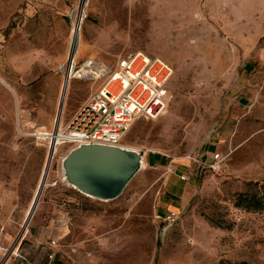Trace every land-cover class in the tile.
<instances>
[{"label":"rangeland","instance_id":"1","mask_svg":"<svg viewBox=\"0 0 264 264\" xmlns=\"http://www.w3.org/2000/svg\"><path fill=\"white\" fill-rule=\"evenodd\" d=\"M0 49V264L57 217L71 264H264V0H0ZM134 50L173 65L168 107L122 139L155 164L100 200L64 179L71 144L40 131L64 128L103 82L89 79L98 61ZM170 165L194 192L167 227Z\"/></svg>","mask_w":264,"mask_h":264},{"label":"built area","instance_id":"2","mask_svg":"<svg viewBox=\"0 0 264 264\" xmlns=\"http://www.w3.org/2000/svg\"><path fill=\"white\" fill-rule=\"evenodd\" d=\"M72 25H74L73 20ZM1 60L0 49V62ZM89 61L94 67L95 63ZM69 64L70 60L65 63L66 67ZM74 65L79 68L82 64L76 60ZM173 74L174 67L169 61L143 50L130 51L120 56L112 65L98 61L95 70L91 69L89 79L94 84L97 80H104L96 86L88 100L61 129L63 135L59 140L70 143L71 147L82 143L122 145L125 133L138 117L155 119L165 113L168 107V83ZM59 129V126L57 129L55 126L47 131L45 139H49L50 147L59 141L52 137L55 132L58 134ZM34 134L39 137L36 131ZM219 158L220 153H215L216 163ZM214 166L215 164H212V167ZM169 170L174 171L172 165L169 166ZM189 176L185 173L180 174L182 180H187ZM237 211L241 213L242 209ZM178 218L179 214L176 211L170 212L165 217L166 226L168 227ZM51 244L58 246L59 240L53 239ZM13 250L11 252L21 260L30 261L26 253L18 249L14 252ZM48 258L53 260L55 253H49Z\"/></svg>","mask_w":264,"mask_h":264},{"label":"water","instance_id":"3","mask_svg":"<svg viewBox=\"0 0 264 264\" xmlns=\"http://www.w3.org/2000/svg\"><path fill=\"white\" fill-rule=\"evenodd\" d=\"M144 165L145 155L135 148L98 143L72 147L62 159L63 176L69 184L105 201L118 198ZM43 186L44 183H40L37 201L26 222L36 208Z\"/></svg>","mask_w":264,"mask_h":264},{"label":"crops","instance_id":"4","mask_svg":"<svg viewBox=\"0 0 264 264\" xmlns=\"http://www.w3.org/2000/svg\"><path fill=\"white\" fill-rule=\"evenodd\" d=\"M27 97L28 95L25 96V98ZM71 118L72 116L65 122L64 126L68 124ZM43 121L42 125H44L47 129L49 125H51V122L53 123L51 119ZM54 127L55 125L53 124L52 129ZM62 145L63 143L60 146ZM145 161L149 164H155L153 163V155L151 154H149L147 158L145 157ZM176 171L177 170H174L167 176L164 187L162 188V194L159 196L158 207L159 211L164 214V221L166 215L170 212H178L183 209L194 192V181L192 179L182 181ZM191 174L193 175V173ZM190 177L191 175L189 178ZM66 232L67 222L60 217L52 218L48 222L35 223L30 228L26 241L22 246V252L24 251V253L29 256L30 261L26 262L16 259V261L12 263L9 262L8 264H71V261L64 255V250L61 245L59 244L58 246H53L51 244V240H60V237H63ZM14 251L15 250H13V252ZM51 252L55 253V258L53 260L48 258V254Z\"/></svg>","mask_w":264,"mask_h":264},{"label":"bare ground","instance_id":"5","mask_svg":"<svg viewBox=\"0 0 264 264\" xmlns=\"http://www.w3.org/2000/svg\"><path fill=\"white\" fill-rule=\"evenodd\" d=\"M95 65H97V63L95 64ZM7 84V83H6ZM10 88L13 90V88L10 86ZM37 126V125H36ZM60 129V131H58V134H57V132H55V134H53L52 136H54V135H56V136H58L59 137V139H61L62 138V135H63V132H61L62 130V126H60L59 127ZM38 129V128H37ZM40 133H41V135L42 136H45V137H47V135H46V133L47 132H45V131H40ZM64 137V136H63ZM58 139V140H59ZM63 143V141H61V140H59L58 142H57V145H58V147L61 145ZM124 146H126V147H130V148H135V147H132V146H129V145H125V144H123ZM136 149V148H135Z\"/></svg>","mask_w":264,"mask_h":264}]
</instances>
